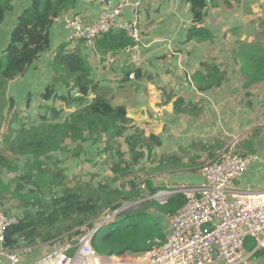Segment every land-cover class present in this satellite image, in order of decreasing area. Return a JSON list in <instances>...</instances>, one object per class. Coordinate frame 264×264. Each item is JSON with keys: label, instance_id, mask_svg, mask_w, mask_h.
<instances>
[{"label": "trees", "instance_id": "obj_1", "mask_svg": "<svg viewBox=\"0 0 264 264\" xmlns=\"http://www.w3.org/2000/svg\"><path fill=\"white\" fill-rule=\"evenodd\" d=\"M16 1L19 0H0V25ZM186 1L191 5L194 23L199 25L207 7L206 0ZM75 2L30 0L17 17L9 43L0 53V131L4 124L7 126L2 136L6 149L0 150V202L16 200L17 207L24 208L19 221L5 230L0 248L15 250L24 245L75 242L97 226L104 215L118 212L94 233L92 247L101 256H138L148 252L157 241L165 242L162 220L172 216L184 202L183 195L177 193L165 204L147 199L138 208L122 210L126 203L145 197L132 176H139L140 171L143 173V167H138L160 147V138L133 129L124 106L114 107L103 97H95L85 104L88 93L95 90L89 79V63L78 52H66L65 44L59 46L51 61L54 74L41 98L76 103L78 109L60 121V112L51 105L45 106L49 117L44 114L25 122L16 112L19 102L12 93H7L9 83L24 75L40 55L49 50L53 19L73 9ZM211 38L205 28L194 26L186 40L201 43ZM132 46L125 32L116 31L99 38L96 50L116 55ZM233 56L246 80L245 88L264 82V46L237 42ZM202 66L203 71H196L189 77L190 84L202 93L220 88L226 79V70L214 62ZM130 72H134V80L142 78L140 70ZM68 81L79 97L70 98L69 93L57 95V86L61 83L67 86ZM174 108L192 116L202 111L198 104L185 105L181 99L174 102ZM87 143V149H98V156L103 160L97 163L111 174L109 178L96 183L81 182L65 173V162L81 159ZM122 144L127 152H123ZM247 150L252 153V146L248 145ZM161 161L169 164H160L155 170L174 167L179 159L167 157ZM10 174L14 176L4 181ZM143 182L149 197L166 190L155 187L150 179Z\"/></svg>", "mask_w": 264, "mask_h": 264}, {"label": "crops", "instance_id": "obj_2", "mask_svg": "<svg viewBox=\"0 0 264 264\" xmlns=\"http://www.w3.org/2000/svg\"><path fill=\"white\" fill-rule=\"evenodd\" d=\"M142 2L139 22L143 45L129 47L116 55L104 54L96 50V46L91 48L82 41L70 40L63 22H53L49 29V50L40 55L24 75L9 83L8 92L19 102L16 112L23 121L26 122L27 118L33 121L44 114L49 117V112L43 107L51 105L60 112L58 120L61 121L79 108L76 103L65 104L58 100L44 102L40 94L32 93L35 86L43 91V87L51 83L54 74L51 61L59 46L65 44L66 52H78L89 63V79L95 90L88 93L85 104L95 97H103L114 107L124 106L127 117L133 122V129L142 130L146 136L154 134L160 138V147L153 150L151 158L141 163L144 180L150 179L155 187L169 191L177 187L200 185L203 181L201 166L211 162L216 152L224 149L229 138L236 135L240 141L238 144L241 143L238 151L253 154L255 158L236 178L234 189L264 191V122L258 120L264 115V82L245 88L246 80L233 56L237 42L257 43L250 38L253 32L249 25L252 22L256 24V35L260 28L258 11H264V0H213V3L206 0L207 7L199 25L194 23L191 5L186 0ZM29 3L30 0L13 3L12 11L5 18L6 25L10 27L7 33L4 32L1 50L9 43L10 31ZM102 11L104 5L100 0H76L74 8L62 16L92 23ZM130 19L131 12L125 10L121 20ZM194 26L205 28L212 38L201 43L187 41V34ZM133 53L137 55V61L132 60ZM212 62L226 70V79L220 88L198 92L190 84L189 77L196 71H203L202 64ZM131 70H140L142 78L129 79ZM71 84V81L67 86L59 84L57 95L66 96L69 93L70 98L79 97ZM177 99L183 100L185 105L198 104L201 113L192 116L177 112L174 108ZM6 130L7 126L4 125L0 131V150L6 149L2 146ZM88 145H84L85 154L81 159L65 162V173L81 182L96 183L109 178L111 174L97 163L103 160L102 156H98V149L91 148V145V149H87ZM248 145L252 146V153L248 152ZM122 149L127 152L124 144ZM54 156L58 157V154L54 153ZM167 157H176L179 161L174 167L155 170L160 164H169L161 161ZM12 175H6L4 181H9ZM0 203V212L8 216L20 218L24 212V208L17 207L16 200L4 199ZM162 229L164 236L168 237L171 233L170 217L162 220ZM60 243L21 246L16 249L17 264H32ZM244 254L247 259L238 264H264V240L263 245L257 247L255 240L248 238Z\"/></svg>", "mask_w": 264, "mask_h": 264}, {"label": "built area", "instance_id": "obj_3", "mask_svg": "<svg viewBox=\"0 0 264 264\" xmlns=\"http://www.w3.org/2000/svg\"><path fill=\"white\" fill-rule=\"evenodd\" d=\"M104 11L92 23L79 18L60 16L69 31V39L88 43L95 47L102 36L123 31L133 46H142L139 15L142 0H100ZM131 12V19L122 21L123 12ZM132 60L137 61L135 53ZM129 79H134L130 73ZM255 158L253 154H241L238 141L232 140L216 152L211 162L200 168L202 183L191 187H177L157 194L154 198L165 204L168 198L180 193L183 205L170 216L171 233L165 242L157 241L146 253L138 256H101L92 247V237L97 229L111 221L118 213L106 214L101 222L75 242H62L32 264H238L247 259L245 242L255 240L263 245L264 191H239L235 180ZM127 208H122V210ZM19 218L0 212V241L5 230ZM17 250L0 248V264H17Z\"/></svg>", "mask_w": 264, "mask_h": 264}, {"label": "rangeland", "instance_id": "obj_4", "mask_svg": "<svg viewBox=\"0 0 264 264\" xmlns=\"http://www.w3.org/2000/svg\"><path fill=\"white\" fill-rule=\"evenodd\" d=\"M261 9V8H260ZM8 14V13H7ZM263 22H264V11L263 12H260V11H258V24H259V27L260 28H258V32L256 33V35L254 34V29H256V24L255 23H251L250 25H249V27L252 29V31L251 32H253V34H251V36H250V38L253 40H255V41H257V43L258 44H260V45H262V46H264V26H263ZM7 24V21H4L1 25H0V47H1V45H2V43H3V41H4V39H5V33H7L8 32V30H9V27H10V25L9 26H7L6 25ZM5 32V33H4ZM11 32V31H10ZM257 34H259L258 35V37H257ZM87 46H89V47H91L88 43H85ZM92 48V47H91ZM1 48H0V53H1ZM31 67V66H30ZM46 87H48L47 85L46 86H44L43 88H44V90H45V88ZM37 89H39V90H37ZM41 88L40 87H36L35 86V88H33V90H32V93H34V94H40V98H41V94H43L44 93V90L42 91V90H40ZM7 93H9V92H7ZM42 99V98H41ZM44 102H46L45 100H44ZM264 111V110H263ZM263 118L262 119H258L259 121H261L262 123L264 122V115L262 116ZM27 122H31L30 121V119H28L27 118V120H26ZM257 123H258V121H257ZM4 125H6V124H4ZM263 126H264V123H263ZM220 136H221V134H220ZM227 137V136H226ZM169 138H171V136H169ZM229 140L230 141H232V140H237V141H239V137L238 136H236V135H234V136H231L230 138H229ZM2 141V140H1ZM221 141V140H220ZM228 140H226V142H227ZM229 141V142H230ZM223 144H224V142L223 141H221ZM225 142V143H226ZM240 142V141H239ZM2 146L4 147L5 146V144L3 143L2 144ZM241 146V143H239L238 144V147H240ZM241 150V149H240ZM242 151V150H241ZM143 167V165H140L138 168H140V167ZM146 169V168H145ZM144 173H141V171H140V175L139 176H132V178H135V181H136V183L138 184V186H139V189H141V190H143V193H142V195L144 196L145 195V197L144 198H142L141 200H139V201H137V202H128V203H126L125 204V206L123 207V208H130V209H134V208H138L140 205H141V203L142 202H144V201H146L147 199H153V200H155V201H157V202H159V200L158 199H156V198H154V196L155 195H157V194H161V195H164V194H166V192H168L169 190H164V191H160L159 193H156V194H154L153 196H151V197H149V196H147L146 195V190L144 189V182H143V178H144ZM156 175V174H155ZM79 177V176H78ZM131 178V179H132ZM118 185V184H117Z\"/></svg>", "mask_w": 264, "mask_h": 264}]
</instances>
